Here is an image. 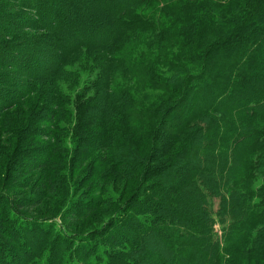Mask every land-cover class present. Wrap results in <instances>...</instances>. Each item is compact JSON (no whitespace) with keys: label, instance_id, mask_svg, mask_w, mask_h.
Instances as JSON below:
<instances>
[{"label":"trees","instance_id":"trees-1","mask_svg":"<svg viewBox=\"0 0 264 264\" xmlns=\"http://www.w3.org/2000/svg\"><path fill=\"white\" fill-rule=\"evenodd\" d=\"M15 1L29 12L23 14L30 16L0 29V45L10 51L7 57L12 58V53L22 56L21 60L16 55L17 61L12 58L7 62L0 58V116L15 105H24L31 92H36L33 96L36 101L44 99L39 88L36 91L37 87L24 86L27 75L34 72L31 68L37 67L32 76L39 87L46 79L53 83L65 59L99 45L98 35L102 33L98 30L97 36L93 33L90 37L78 25L76 17L66 20L64 9L68 4L73 3L77 16L84 11L85 6L78 0ZM87 1L92 6L101 5L115 16L113 41L117 43L112 42L109 48L113 56L101 60L95 80L75 94H66L54 85V98L44 101L47 114L34 111L41 117L39 120H46L43 137L49 138L48 142L34 144L32 137L40 135L39 130L20 129L6 172L18 163L25 162L26 166L15 171L13 196L12 192L7 195L0 191V264H17L18 248L8 243L16 242L23 252L21 238L17 241L19 228L33 223L24 210L42 202L46 196L44 190L51 189L54 179L48 173L50 169L55 171L54 177L59 173L55 170L59 164L52 167L55 157L64 160L60 179L64 190L70 193L64 196L57 212L61 221L68 214L79 217L82 211L86 213L91 200L96 206L107 203L108 193L95 188L101 181L119 175L134 180L126 186L127 197L121 208L100 228L81 234L68 233L61 221L57 229L54 227L57 240L61 239L63 247L70 248L61 264H232L230 259L235 254L263 260L264 173L258 170L264 167V0H157L160 7L153 4L155 0ZM150 7L155 8L153 15H149ZM3 9L0 6V14ZM161 14L163 21L157 22ZM61 21L66 26L65 39L58 35L63 31L61 26H56ZM37 30L48 33L37 36L30 32ZM137 31L150 33L147 43L155 45L156 50L166 47L162 44L164 38L178 37V57L182 62L170 66V72L159 68L152 70L153 76L146 75L149 80L146 86L173 81L169 95H179L175 101L160 100L154 108H147L141 104L142 95L125 91L131 88L128 83L120 84L114 73L107 74L110 70L107 64L113 60L133 76L135 60L131 55L142 56L132 35ZM121 48L129 56L121 54ZM44 58L46 64L40 66L37 62ZM195 63L199 68L194 75L190 67ZM147 68L151 69V65ZM76 78L71 86H78V74ZM113 85L122 88H115L113 93L120 95L121 106L106 104L108 96L101 94ZM16 91L20 93L10 96ZM31 97L29 105L33 103ZM67 112L73 113L71 125L65 120ZM167 125L170 131L162 136ZM55 131L70 133L62 156L56 152L55 143L60 145L64 140L60 135L54 138ZM40 151L44 154L38 158ZM38 169L37 192L43 194L31 200L22 192L27 186L20 179V171L32 177ZM81 171L78 181L81 187L93 180L87 184L91 190L89 198L72 197L76 182H70L71 176ZM215 171L223 177L215 175ZM161 175L167 181L172 178L162 187L177 200L173 202L175 209L167 205L171 200L156 196L160 190L156 187L163 185L162 179L159 180ZM257 176L262 179L259 188L250 184ZM219 189L222 194L215 209L219 220H215L210 197H215ZM236 204L246 216L226 225L225 211L235 214ZM55 218L37 222L41 227L48 226L49 220L56 225ZM214 222L221 225L220 234H216ZM7 227L15 234L8 233ZM50 239L51 236H45V244ZM100 248L106 250L100 252ZM59 252L58 248L54 249V263L58 260L59 264ZM50 253L49 247L38 264H54L50 263L53 259L48 260ZM73 254L77 255L75 259ZM28 260L23 256L19 264H30Z\"/></svg>","mask_w":264,"mask_h":264},{"label":"rangeland","instance_id":"rangeland-1","mask_svg":"<svg viewBox=\"0 0 264 264\" xmlns=\"http://www.w3.org/2000/svg\"><path fill=\"white\" fill-rule=\"evenodd\" d=\"M78 2L83 3L82 5L85 6L83 7L84 11L78 12L80 13V16H77V14H75L76 7L72 5L73 3L68 4V7L64 9V14H66V17H67L66 20L70 21L71 17H76V20L79 23L78 25L83 26L84 27L83 30L86 33L90 34V37L93 36V33H96V36H97V31L102 30V33L98 35V41L100 44L95 45L93 49L89 51L86 49L80 50L79 54H77L75 57L72 58L70 56L69 59H65V62L62 65L63 67L61 66L62 68L58 76L56 77V79L53 81V83L49 84V80L46 79V81L43 82L44 85L42 87H39V85H37V80H34L35 76H32L34 72L36 71L35 69L37 67L31 68V70L34 69V72L31 71V73L27 75L26 85L24 86L28 87V89L37 87L36 91H38L37 89L39 88L40 90L39 92L42 93V96L44 97V99L41 97V102L38 100L36 101L35 97H33L36 94V92L32 94V92L30 91L31 93L28 98L30 99V97L32 96L31 98L33 100V103L31 105H29V99H27L24 105L23 104L15 105L10 110L6 111L0 116V191L2 193H6L7 195L8 194L10 195V193L12 192V196H13V194L15 193L13 192L15 191V189L13 188L14 183H15V181L13 180V178L15 177V171L23 170V168L26 166L25 162H22L23 164L18 163V164H15L10 171L6 172V166L8 164V157L10 156L13 150L14 143L16 141V137L20 129L21 128L24 129V127H29V129L33 131L35 130V128L39 130L40 135L37 134V135H33L32 137L34 144L41 143L44 141L48 142L49 138L46 139L45 137H43L44 132H45L44 126L46 125V120H39L41 117L37 114H34V111L37 109L38 111H40L41 114L46 113L44 110L46 109L44 108V105H45L44 101L46 100L49 101L50 99L52 100L54 98V85L57 87H60V89H62L64 93L66 94L69 93L72 95V94H75L77 91H79L84 85L88 84L91 81L93 82L95 78L97 77V75L99 74L98 65L101 63V60L105 58L109 59V57L113 56L112 50H110L109 48L111 47L112 42L114 44L117 43V40L113 41L114 39L113 35L115 33L114 21H116L114 14L109 10H105L101 5H95V6L90 5L87 0H78ZM154 3L160 7V4L157 2V0H155L153 4ZM0 6H3L4 8L3 11L1 12L2 16L0 17V29L5 27L6 25L10 26L12 23L14 24V23L20 22L21 20H23V17H25L24 19H27L30 16L29 14H26V15L23 14L28 11L22 8L18 4V2L15 0H0ZM40 8H41V5H40ZM154 9L150 7L149 15L154 14ZM13 13H18L19 16L16 17V15ZM155 15H157V13H155ZM156 20L157 22L163 21L162 14L159 15V17H157ZM56 26H61L63 28L62 30L64 31V32L62 31V34L59 33L58 35L62 36V38L67 37L65 33V29H66L65 23L61 21V23H59V25H56ZM214 29H216V27ZM103 31L105 32V34L103 33ZM30 32H32L31 34L35 33L37 36H39V34L48 33V31H44V30H37V31H30ZM69 32H72V30L71 31L69 30ZM132 35L134 36L133 38L135 39L136 44H138V49H139L138 54H142V56H139L136 53H133L131 55V59L133 60V62L135 60L133 76H131L128 70H125L124 66H121V68L118 67L117 63L113 60L109 61L107 64V69H110L107 72V74L114 73L115 79L119 80L116 82H120V84H123V82L128 83L131 88L125 89V91L130 92V93L131 91H133L138 95H142L144 98L141 99V104L147 108H150V107L151 109L154 108L153 105H156V103H158L160 100L162 101L167 100L168 102L175 101V99L179 95L173 94V93H171L172 97H170L169 95L170 88H171L170 84H173L172 83L173 81L171 80L170 81L166 80L165 82L159 81L160 83L156 85L146 86L148 84L147 82L148 79L146 75L147 73H150L153 76L152 70L156 71L159 68L162 71L164 70L165 72H170L172 69L170 68V66L172 65L178 66L180 62H182V59L178 57L179 55L178 50L180 48V45H178L179 44L178 37H173L172 39H169V40L164 38L162 40V44H166V47L162 49L157 48L156 50L155 45L147 43V41H149L151 38L150 33L137 31V33H134ZM183 35L184 34H181L180 36L183 37ZM105 37H110V38L106 40L104 39ZM52 38H53V44H54V39L56 38H54V36ZM8 39L9 37H7L4 40H8ZM157 40H161V39L158 38ZM7 48L5 46L0 45V58H2L3 61L7 62L9 60H12V58H13L12 61H17L16 55H18L19 57L18 59L20 60L22 59L21 58L22 56H20L18 53H12V52H11L12 58L7 57L8 56L7 53L10 52V51H7ZM181 51L182 50H180V54H182ZM195 51L198 52L196 47H195ZM124 52H125V49L121 48V54L123 55L128 54ZM25 56L26 55H24L23 57ZM175 57H176V60L173 59ZM171 59H173L174 61H172ZM37 63H39L40 66H43L46 64V60L44 58L41 61L39 60ZM102 63L106 64V62L104 61ZM148 64L151 65V69L149 70H147ZM167 64L169 66H167ZM190 68L193 71L194 75L198 73L196 69V68H199L198 64L195 63ZM71 72H74V74L73 73L70 74ZM77 74L79 75L78 86H71V84L75 82V80L77 79L76 78ZM3 80H6L5 77H3ZM115 88H118L120 90L122 89V88H119L118 86L113 85V86H110L104 92L102 93L100 92V93L102 95L106 94L108 96L107 98H105L106 104H109L111 106H115V105L121 106L122 99H120V95L118 93H117L118 95L113 94L115 91ZM18 93H20V91L11 93L10 96H15L14 94L17 95ZM191 102L192 101L190 100L188 103H191ZM39 107H42V108H39ZM72 116H73V113H69V112L66 113L65 120L69 121L70 123L68 124L70 125L72 124ZM129 119L130 117L127 118V120ZM220 120L223 121L221 118ZM56 122H57V119L54 118V123L56 124ZM169 131H170L169 125H167L165 127V130H163L162 136H165L166 133ZM53 135H54V138L55 136L60 135L61 138L64 140V142L60 143V145L55 143L56 152L58 151V153L62 156L64 152L66 151V148H67L66 144L68 143L66 139L68 140L70 133L69 134L66 132L59 133L55 131ZM126 148L130 149L128 145H126ZM117 153L118 151L114 152V154L116 155ZM43 154H44V151L43 152L40 151V153H37L38 158L42 157ZM110 155H112V153L111 154L109 153V156ZM180 155L183 156L182 154ZM232 158H233V155H232ZM93 160H95V157L92 158V161ZM52 162H53L52 167L54 166V163H55L57 165L59 164V169H60V170L57 168L55 169L56 172H59L57 177H54L55 171L52 169H50V172L48 173L50 175L51 180L54 179L53 184H51L50 186L52 190L51 189H49V191L44 190L43 193H45L46 196L43 199V201L39 202L35 206L33 205V207H28L27 209L25 208L24 210V213H26L27 216L32 219L33 223L32 225L25 226L27 229L24 228V226H21L19 228L20 233L17 235V241L19 242L18 239L21 238V241L23 243L21 248L23 249V252L19 247H17L18 245L16 244V242L15 243L13 242L14 245H12V243H8V245L11 246L12 248H16V249L18 248L17 250L19 253L17 252V254L15 255V262L17 261V264L21 263L23 256L27 260L30 259L28 260L30 261V264H38V262L41 261V259L44 257L43 255L44 252L49 247L51 248V253H50V256H48V260L53 259L50 263H54V249L58 248L60 250L58 257L61 254V257L59 259V264H61L62 260L66 259L67 252L70 249L68 247H63L64 245L61 243L62 240L61 239L57 240V235L56 234L54 235V232L57 229L56 227L59 225L61 221L60 217L57 218L58 216L57 212H58L59 206L62 200L64 199V196L66 194L70 195V193L68 192V190L67 191L64 190L63 181L62 179H60L61 172H63V170L65 169L63 158L55 157V159H53ZM75 162L76 161H74V163ZM89 166H90V163L86 166V168H89ZM259 170H258V173H261V174L264 173V167L260 168ZM35 172L33 173L32 177H29L27 175H24L23 171H20V176H21L20 179L23 180L22 183L24 184V186L25 185L27 186V189L26 188L22 189L23 190L22 192L24 194V191H25L24 196L26 195V197H31V200L32 199L37 200V198L39 199L42 193L40 191V195H39V193L37 192L39 188L37 187V182H36V175H38V173L40 172V169L36 170ZM82 172L83 171H81L80 173H77L76 175L73 173L71 176L70 182L71 183L73 181L76 182V188L73 189L72 191L73 198L81 197V196L89 198V196H91L89 193L91 192V190H89L90 185L88 186L87 184L88 183L92 184L93 180H90L88 183H86V185L81 187L78 181L80 179L79 177L82 175ZM215 175H219L223 177V174L217 171H215ZM163 176L164 175H161L159 177V180L162 179L161 184L163 185H160V187H156L157 189H160L157 191L156 196L157 197L164 196V199H167V201L171 200V202L169 203L167 202V205H172L171 207H174L173 202H176L177 200L175 201V199H173L175 198L174 195L169 194L168 191L166 190V187H162L166 183H169L168 181L171 182L172 178H169V180L167 181L168 178H163ZM260 176L254 177L252 180L250 177L247 182H250L251 180L252 182H250V184L256 188H259L262 183V179ZM25 178H28V179H25ZM243 180L244 179L240 180V182ZM133 183H134V180L133 181L128 180V178H123L120 175L111 176L101 181L95 188L96 189L100 188L101 192L104 191V193L105 192L108 193V195L105 196L108 202L102 203L101 205L98 204L96 206V203L91 200L92 202L88 201L90 209L86 211V213H84L85 211H82V213L79 214L80 215L79 217L77 215L74 216V215L68 214L65 217V219H62L61 221V222H64L66 227L69 229L67 232L68 233L78 232L82 234V233H86V232L88 233L90 231H93L96 228H100V226H102V224L105 221H107L108 218H110V216L112 215V213H114V211L119 210L121 208V206L123 205L122 203L124 199L127 197L126 196L127 193H124L126 192V186H130ZM154 188H152L151 190H153ZM93 192H96V190H94ZM189 192L190 191L188 190V194ZM220 194L222 193H220V189H219L218 193H215V197L213 196L210 197L211 201H213L212 217H214L215 220L216 219L219 220V216L216 215L217 211L215 209L219 205L218 198ZM100 196H103V195H100ZM236 199H238L237 193H236ZM178 203H180V201H178ZM232 206L230 205L231 208ZM83 207L84 205H80V208H83ZM179 207L182 208L181 204L179 205ZM234 209L237 212L233 215H231L232 211H229V213L228 211H225L223 220H225L226 225H231L234 220L239 219L241 216H246L244 213L239 212L237 204L234 205ZM52 217H56L54 219V221H57L56 225H54V222L51 223L50 222L51 220H49L48 226L41 227L39 223L37 222L38 220H41V219L44 220V218L48 220L49 218H52ZM54 227L56 229H54ZM213 227H214V230L216 231V234H220L221 225L219 224V222H214ZM7 232L8 233L12 232V234H15L9 228ZM44 235L52 237V239H50L51 241H48L49 243L45 244L46 240H44L45 238ZM82 248L84 249L85 247H82ZM98 250L101 252L106 249L100 248ZM77 252L81 254L80 248H78ZM71 256H72V253H71ZM76 256L77 255L74 256V259ZM89 258L91 259L93 257L91 256ZM80 260H82V257L80 258ZM28 261H26V263ZM230 261L232 264H254V263L264 264V259L260 261L258 258L254 256L241 255V254L232 255ZM54 264H58V260Z\"/></svg>","mask_w":264,"mask_h":264}]
</instances>
